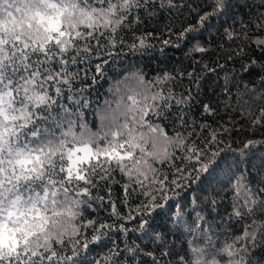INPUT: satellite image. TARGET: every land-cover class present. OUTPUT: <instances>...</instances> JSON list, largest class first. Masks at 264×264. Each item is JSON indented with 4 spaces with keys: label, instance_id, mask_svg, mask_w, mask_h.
<instances>
[{
    "label": "snow or ice",
    "instance_id": "snow-or-ice-1",
    "mask_svg": "<svg viewBox=\"0 0 264 264\" xmlns=\"http://www.w3.org/2000/svg\"><path fill=\"white\" fill-rule=\"evenodd\" d=\"M242 6L264 8V0H242ZM232 7V0H0V264H84L78 257L86 259L90 245L105 240L111 246L90 264H122L125 255L127 264L137 256L150 264H264V157L258 178L247 170L254 150L264 153V138L234 148L225 125H198L191 115L194 102L202 114L215 115L211 101L200 100L203 75L164 72L148 81L136 69L111 84L114 107L106 99L93 108L90 99L108 66L154 47V33L137 31L159 13L170 20L164 46L190 42V51L207 54L202 35H212L220 27L214 21ZM172 17L182 18L179 31ZM250 17L245 22L232 16L224 28L225 39L239 42L227 59H239L240 71L256 72L264 86V11ZM250 50L261 55H248ZM204 70L216 74L207 64ZM234 79L225 72V95ZM89 110L99 120L97 131L89 128ZM249 114L251 129H264V106ZM168 125L174 135L167 134ZM221 174L232 193L224 219L242 220L244 227L217 244L224 220L211 223L193 195L194 223L188 222L182 197L212 189ZM113 184L123 192L126 216L112 198ZM134 195L138 203L130 206ZM220 206L210 199L217 216ZM161 217L171 220L170 231L182 228L178 251L157 230ZM131 231L154 233L158 247L130 244L124 237ZM113 233H120L122 247Z\"/></svg>",
    "mask_w": 264,
    "mask_h": 264
},
{
    "label": "trees",
    "instance_id": "trees-1",
    "mask_svg": "<svg viewBox=\"0 0 264 264\" xmlns=\"http://www.w3.org/2000/svg\"><path fill=\"white\" fill-rule=\"evenodd\" d=\"M255 2L259 3V0H249L252 4ZM235 7H232L227 16L220 17L215 20L214 23L219 25V28H212V35L205 32L201 40L205 42L206 46L209 47L210 51L207 54H201L198 52L190 51V42H179V46L168 45L164 46L161 43L163 38H167L163 34V28L165 24L170 22L169 18L166 17L165 13H159L157 17L152 18L146 24L141 25L140 29L137 31L139 35L141 31L152 32L154 37H149L152 45V49H149L144 54L129 53L126 56L120 58L115 64H111L107 68L106 77L100 81L98 85L95 86V90L92 91L90 99L93 101V108L97 105H103L106 99L113 100V107L115 106V97H112L109 88L112 83L123 79L128 72L132 70H142L145 75V79L152 81L158 75L169 72L175 75L180 71L191 72L194 71L197 74H201L205 77L203 87L200 90V100L204 102L212 103V107L215 109V115L208 116L202 114V108L198 102H194V106L191 109V115L194 120L198 123L204 122L211 125L213 128L218 127L223 124L228 127L231 131L226 136L228 144L232 145L234 148H239L240 144L249 138H264V129L257 127L252 130L250 127V122L252 116L249 112H258L261 106H264V86L260 83V76L256 72L243 73L240 71L241 62L239 59L234 61H229L227 59L228 52L235 49L239 42H232L224 38V28L232 24V16H242L245 22L250 20V14H258L259 11H264V8L250 7L244 8L242 6V0H232ZM182 19V18H181ZM181 19L175 17L171 18V22L176 26V30L179 31ZM239 26V20L237 21V27ZM255 32V29H253ZM259 35L260 33H256ZM132 33L128 32L126 39H131ZM175 41V37H172ZM224 44L227 47L225 49H220L219 45ZM255 46H251L254 49ZM161 49L163 53L161 54ZM248 55H253L259 57L261 54L258 51L250 50ZM223 63L226 65L224 69L216 67L217 63ZM207 64L210 67L216 69V74L208 73L204 70V65ZM234 74L235 79L229 84L231 89L230 95H225L221 90L224 86V76L225 72ZM183 84H188L187 77L184 78ZM180 82H176V91H181ZM86 120L89 124V128L92 131H97L99 127V120L96 118L95 113L91 110L87 111ZM166 132L168 135H174L175 129L168 125L166 126ZM146 147L150 148L151 144ZM255 155L251 156V160L247 165V170L252 172V176L258 178L259 176V166L260 158L264 157V153L259 150H254ZM231 156V154H229ZM179 163V161H177ZM255 165V167H253ZM117 178H121L119 172L115 174ZM255 186V185H254ZM113 188L112 198L117 203L118 210L123 215L129 214V207H126L123 200V192L118 184L111 185ZM106 194V192L104 193ZM193 195L198 197V208L203 211L208 217L209 221L214 224H220L221 220H224V224L220 226L217 230L214 240L217 244L224 241L226 237L232 235H238L243 227L244 222L237 221L233 219L230 224L224 219L225 209L230 208L232 203V193L230 190V185L226 177L221 174V182L216 183L212 189L204 192L197 193H185L182 197V203L188 205L185 209L186 215L185 219L194 223L195 213L190 212L191 203ZM206 197L208 199H206ZM215 197L218 203L221 205L219 207V216L216 212L210 210V199ZM129 205L134 206L138 203L136 196L134 195L129 200ZM175 211V209H173ZM95 215V213H91ZM101 217L103 219H108V213L101 212ZM127 226L131 229L135 227L132 222L125 221ZM156 228L161 231L164 235V241L167 246L175 248L177 251L184 245L185 235L183 230L178 229L175 231H170L173 228L170 219L161 217L156 222ZM154 233L142 234L140 232L131 231L124 239H126L130 244H139L141 246L147 245L150 249H155L158 245L153 243ZM120 233H113V239H116L117 243L123 246L122 241L119 239ZM111 246L108 240L104 243H93L90 245V252L86 259L82 253L78 259H84V264H90L94 258H103L107 252V247ZM122 264H127V255L123 256ZM167 259V257L165 258ZM149 261L148 257L137 256L133 264H145ZM150 264V261H149Z\"/></svg>",
    "mask_w": 264,
    "mask_h": 264
}]
</instances>
